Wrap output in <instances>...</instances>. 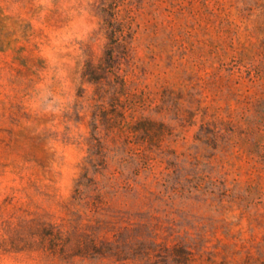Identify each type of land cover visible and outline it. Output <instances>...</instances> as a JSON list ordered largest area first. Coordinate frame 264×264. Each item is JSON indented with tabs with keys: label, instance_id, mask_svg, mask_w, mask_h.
<instances>
[{
	"label": "rangeland",
	"instance_id": "obj_1",
	"mask_svg": "<svg viewBox=\"0 0 264 264\" xmlns=\"http://www.w3.org/2000/svg\"><path fill=\"white\" fill-rule=\"evenodd\" d=\"M107 33L118 94L82 77ZM118 110L160 138L100 126L74 199ZM0 264H264V0H0Z\"/></svg>",
	"mask_w": 264,
	"mask_h": 264
},
{
	"label": "trees",
	"instance_id": "obj_2",
	"mask_svg": "<svg viewBox=\"0 0 264 264\" xmlns=\"http://www.w3.org/2000/svg\"><path fill=\"white\" fill-rule=\"evenodd\" d=\"M113 22L111 18L104 19L103 28L106 32L113 30ZM115 34V31H114ZM114 34L108 35L109 42L105 45L103 57L97 64L92 61H87L82 71V77L87 81L96 85V90L104 91V85H110L114 94L122 93L126 90L124 75L120 73V60L125 56V45L119 36ZM116 50L117 54L113 55V51ZM121 107L123 105H120ZM102 127L104 135L108 136L109 133L122 134L126 131H132L136 135L141 133V139L149 143V148L156 145L162 133V124H157L155 121L147 117H139L137 119L126 121L123 111L118 110L115 113L114 118L108 117L105 111L101 112L99 118L96 113L92 116L91 120V133L88 138L87 155L83 163V173L76 181L74 199L81 200L83 191L97 189L96 180L93 174L101 172L106 167V152L104 138L99 134L98 129ZM144 166V165H142ZM92 173L89 176V173ZM82 186L84 190L82 191ZM96 199H99V194H96ZM59 231H57V234ZM115 235V234H114ZM120 236V234L117 235ZM91 248L94 252L101 254L115 255L118 258H123L129 255L119 249L112 241L101 242L100 246H97L93 240L90 242ZM137 253V252H133ZM133 255V254H132Z\"/></svg>",
	"mask_w": 264,
	"mask_h": 264
}]
</instances>
